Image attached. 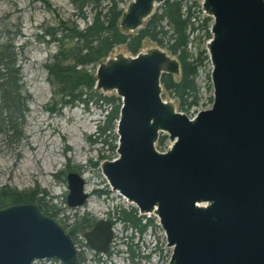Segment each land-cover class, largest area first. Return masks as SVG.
I'll return each mask as SVG.
<instances>
[{
    "label": "water",
    "instance_id": "obj_1",
    "mask_svg": "<svg viewBox=\"0 0 264 264\" xmlns=\"http://www.w3.org/2000/svg\"><path fill=\"white\" fill-rule=\"evenodd\" d=\"M166 0H130L119 26L134 32ZM212 19L205 45L210 108L193 117L162 97L161 75L180 73L159 46L100 62L95 89L121 100L112 160L100 169L112 190L140 213H154L172 248L169 264H264V0H201ZM161 133L171 142L155 144ZM66 202L89 198L85 180L69 171ZM107 252L111 222L83 233ZM55 258L81 264L72 236L36 201L0 207V264Z\"/></svg>",
    "mask_w": 264,
    "mask_h": 264
},
{
    "label": "rangeland",
    "instance_id": "obj_2",
    "mask_svg": "<svg viewBox=\"0 0 264 264\" xmlns=\"http://www.w3.org/2000/svg\"><path fill=\"white\" fill-rule=\"evenodd\" d=\"M48 1L58 14L76 19L79 27H84L91 21L90 12L87 13L88 18L85 21L76 18L73 15L75 9L69 0ZM128 2L129 0H124L121 6L126 8ZM201 2L183 0L184 4L200 11L196 15L195 25L201 24L203 18L207 17V26L210 30L212 19L201 10ZM158 7L156 6V9ZM52 21V14L38 0H0V35L8 31L9 35L15 38V43L23 47L19 64L28 95L23 138L18 143L10 144L0 136V188L6 185L18 191L37 188L44 191L45 195L43 192L37 193L36 199L42 196L41 201L57 211L55 219L61 221V224H68L75 212L79 214L88 212L96 218H104L110 212L112 217L117 218L114 212L120 209L131 210L133 204L117 191L110 189L100 169L104 160H111L117 156L115 148L112 150L109 144L93 141L98 137V125L103 124L105 110L91 102L87 104L75 102L63 106L60 102L54 104L56 96L53 95L48 82L44 64L49 55L56 50V45L41 42L39 37L42 33L41 27ZM208 39L201 27L194 31L189 45L194 56L199 49L205 50ZM156 46L158 45L154 41L145 38L140 51ZM117 54L130 55L124 45L116 46L110 56L114 57ZM92 66L87 65L86 68L92 70ZM198 72L197 82L201 100L197 106L192 107L187 113L184 112L189 117L211 106L208 100L212 95L208 59H203ZM173 77L176 79L178 76ZM96 91L102 93L101 90ZM103 93L115 95V91ZM164 98L173 102L180 110L178 100L166 91ZM49 107H54V111H50ZM112 135L108 141L116 147L115 129ZM169 145L170 141L166 138L165 147ZM69 171H76L82 175L86 181L87 191L104 190L106 193L100 195L93 193L84 206L70 208L66 202L68 190L65 179ZM145 217L151 218L153 222L143 232L134 229L132 232L131 227L125 229L123 222L115 218L111 262L115 260L116 250H123L125 242L131 241L132 249L139 254L142 253L138 257L141 264H169L172 248L166 244L165 234L158 225L157 217L152 213ZM145 221L143 218L141 223ZM77 238L84 241L82 234L77 235ZM146 253H149V261L143 258ZM104 259L107 261L108 256ZM118 260L116 264H119ZM91 264L98 263L91 261Z\"/></svg>",
    "mask_w": 264,
    "mask_h": 264
},
{
    "label": "trees",
    "instance_id": "obj_3",
    "mask_svg": "<svg viewBox=\"0 0 264 264\" xmlns=\"http://www.w3.org/2000/svg\"><path fill=\"white\" fill-rule=\"evenodd\" d=\"M38 1L53 16L52 22L41 27L39 37L41 42L56 45V50L44 64L48 82L56 96L54 104L60 102L63 106L75 102H91L106 111L103 124L98 125V137L93 141L107 143L112 150L115 148L108 139L113 136L120 100L114 95H105L94 89L96 79L93 71L118 45H124L129 53L136 54L142 41L148 38L175 55L180 63V74L175 79L173 75L164 73L161 77L162 86L178 100L179 109L186 113L199 104L201 96L197 82L198 71L203 59L208 57L204 49H199L194 56L189 45L191 35L199 27L205 30L206 37H211L207 17L203 18L201 24L195 25L199 9H192L183 0H167L140 29L126 32L119 26L123 12L121 3L124 0H69L75 9L73 15L76 18L85 21L87 13L92 14L91 21L84 27H79L76 19L58 14L48 0ZM14 39L8 31L0 35V136L10 144L18 143L24 136L28 101L19 64L23 47L17 45ZM87 65H93L92 70L87 69ZM208 100L212 102V97ZM48 109L54 111V107ZM165 139V136L160 137L159 148L165 147ZM37 189L18 191L5 185L0 188V207L22 201H37L45 214L55 218L57 211L42 202V196L36 199L37 193L43 192L45 195L44 191ZM122 214L123 219L134 227L139 225L140 219L133 212L123 210ZM94 220L88 215L77 217L68 229L65 224L64 229L71 235L82 232ZM148 224H152L151 219H148Z\"/></svg>",
    "mask_w": 264,
    "mask_h": 264
},
{
    "label": "flooded vegetation",
    "instance_id": "obj_4",
    "mask_svg": "<svg viewBox=\"0 0 264 264\" xmlns=\"http://www.w3.org/2000/svg\"><path fill=\"white\" fill-rule=\"evenodd\" d=\"M167 1V0H166ZM129 2H130V0H129ZM128 2V3H129ZM127 3V4H128ZM164 3V2H163ZM162 4V3H161ZM161 4H159V5H157V6H160ZM201 6V5H200ZM124 9L125 8H123V11H124ZM157 9H156V6L154 7V11H153V13L156 11ZM202 10V9H201ZM152 13V14H153ZM151 14V15H152ZM150 15V16H151ZM149 16V17H150ZM148 17V18H149ZM147 18V19H148ZM146 19V20H147ZM145 20V21H146ZM145 21H144V23H145ZM144 23H143V25H144ZM142 25V26H143ZM140 29V28H139ZM210 32V31H209ZM128 52V51H127ZM138 52H143V51H138ZM137 52V53H138ZM129 53V52H128ZM136 53V54H137ZM130 55H136V54H131V53H129ZM175 56V55H174ZM109 57H111L110 55L107 57V58H109ZM107 58H105L104 60H102V61H105ZM177 58V57H176ZM101 61V62H102ZM99 64V63H98ZM97 64V65H98ZM97 65L95 66V70H94V76H95V71H96V67H97ZM179 65H180V63H179ZM164 74V73H163ZM162 74V75H163ZM167 74H170V73H167ZM180 74V73H179ZM179 74H177V76L179 75ZM162 75H161V77H162ZM171 75H173V74H171ZM96 79V78H95ZM96 82V81H95ZM160 82H161V79H160ZM161 86H162V83H161ZM210 86H211V83H210ZM95 87V86H94ZM97 90V89H96ZM212 92V91H211ZM103 93V92H102ZM103 94H105V93H103ZM164 94H165V90H164V88H163V86H162V97L164 98ZM106 95V94H105ZM114 96H116V93H115V95ZM117 97V96H116ZM211 97H212V95H211ZM119 98V97H118ZM165 99V98H164ZM119 100H120V98H119ZM166 100V99H165ZM212 103V102H211ZM120 106H121V100H120ZM120 108V107H119ZM180 111V110H179ZM181 112H182V110H181ZM184 112V111H183ZM105 113H106V111H105ZM196 114V113H195ZM194 116V115H193ZM192 116V117H193ZM104 117V116H103ZM118 118H119V115H118ZM191 118V117H190ZM104 119V118H103ZM117 121H118V119H117ZM117 121H116V125H117ZM116 125H115V133H116ZM117 135V134H116ZM161 136H165L166 138H168V136L165 134V133H161L160 134V136H159V138H158V140L160 139V137ZM158 140H157V142H156V144H155V148L158 150V151H161V152H163V151H166L167 150V148L170 146H168V147H164V148H159L158 147ZM166 140V139H165ZM169 140V139H168ZM117 141H118V136H117ZM170 144H171V142H170ZM116 148H117V143H116V147H115V151H116ZM117 157V156H116ZM115 157V158H116ZM112 160V159H111ZM106 179V178H105ZM107 183H108V181H107ZM109 185V184H108ZM109 187H110V185H109ZM110 189H111V187H110ZM112 190V189H111ZM85 191L89 194V198L91 197V195L93 194V193H96V194H98V195H100V194H104V193H106L104 190H93V191H87L86 190V181H85ZM113 191H115V190H113ZM118 192V191H117ZM119 193V192H118ZM120 194V193H119ZM121 195V194H120ZM123 196V195H122ZM124 197V196H123ZM88 198V199H89ZM126 200H127V198L126 197H124ZM88 199L86 200V202L82 205V206H84L86 203H87V201H88ZM128 201V200H127ZM128 202H130V201H128ZM39 203V202H38ZM131 204H133L132 202H130ZM40 204V203H39ZM81 207V206H80ZM70 208H72V207H70ZM77 208H79V207H76V208H72V209H77ZM113 208V210H114V206L112 207ZM123 210H125V211H131V212H133V214L135 215V217L137 218V219H140V223H139V225H137V227H134L131 223H129L128 221H125L124 219H123V214H122V212H123ZM115 213V215L117 214V218L116 219H118L119 221H122L123 222V224H124V228L126 229V228H128V227H131V230L130 231H132L133 229L136 231V230H138L139 232H143L145 229H146V227L147 226H149L150 224H148V219H151V218H147L146 219V215H150L152 212H149V213H140V211H139V209L133 204V207H132V209L131 210H126V209H120L118 212H114ZM139 213V214H138ZM154 216H156L154 213H152ZM85 215H88L89 217H92V218H94L95 220L92 222V224L90 225V226H86L85 228H83L82 229V232H81V234L83 235V233L85 232V231H89L94 225H95V223L97 222V221H99V220H107V221H109V222H111V224H112V229H113V238H112V241H111V243H110V246H109V249H108V251L107 252H105V253H103V252H100V251H96V250H94V249H92L89 245H88V243L84 240V241H80L78 238H77V235H81L80 234V232H77V233H75V234H70L71 236H72V238H73V241H74V244H75V248H76V250H77V256H78V259H79V261H80V263L81 264H91V261H94V262H96V263H98V264H116V260L117 259H119L118 261V263L119 264H141V260H139L138 259V257L142 254H139V253H137L136 251H134L133 249H132V243H131V241H128V242H125V244H124V249L123 250H119V251H117L116 250V252L114 253L115 254V260H113L112 262H111V260H110V258H111V254H112V249H113V241H114V237H115V235H114V223H115V218L114 217H112L111 215V213L109 212L108 213V215L107 216H105L104 218H96V217H93V216H91L90 214H88V212H83V213H74L73 214V217H72V219H71V221L67 224L68 225V227H66V225L63 223L62 224V226L64 227H66L67 229L69 228V225L71 226V224L75 221V219L77 218V217H83V216H85ZM157 217V216H156ZM67 218H69V217H67ZM145 219L146 221H145V223H141V220L142 219ZM157 219H158V225H160L159 224V218L157 217ZM152 220V219H151ZM58 222H60L61 223V221H58ZM152 222H153V220H152ZM161 226V225H160ZM162 228V227H161ZM66 230V229H65ZM67 232H68V230H66ZM164 231V230H163ZM133 232V231H132ZM106 256H108V260L106 261L105 259H104V257H106ZM143 256V255H142ZM143 258H145V259H147V261H149V253H146V254H144V256H143ZM31 264H62L58 259H55V258H41V259H34L32 262H31Z\"/></svg>",
    "mask_w": 264,
    "mask_h": 264
}]
</instances>
